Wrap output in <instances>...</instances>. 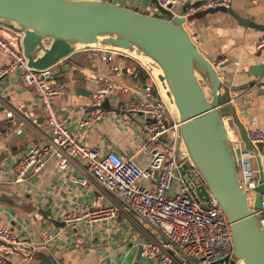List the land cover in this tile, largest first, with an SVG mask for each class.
I'll return each instance as SVG.
<instances>
[{"label": "crops", "instance_id": "crops-1", "mask_svg": "<svg viewBox=\"0 0 264 264\" xmlns=\"http://www.w3.org/2000/svg\"><path fill=\"white\" fill-rule=\"evenodd\" d=\"M194 4L208 0H183ZM231 7L242 17L264 26V0H230ZM186 29L202 54L224 73L223 82L236 88L231 93L237 115L250 130L264 132V78L256 87L248 75L259 63L257 43L264 32L241 27L227 13L218 12L203 18H191ZM5 29V28H4ZM7 30V29H6ZM13 46L20 45V36L10 30ZM5 35V34H4ZM1 37L4 36L1 34ZM7 36V35H5ZM5 62L0 54V66ZM124 77L113 74L110 65L100 62L92 49H83L61 64H68L57 79L63 93L56 96L55 109L76 138L89 148H97L104 155L110 151L130 157L141 144L142 120L125 113V102L140 91L146 73L140 64L128 59ZM98 79L114 81L113 94L108 97L110 110L104 109V118L96 124H84L90 112V102ZM120 99V103L117 102ZM84 107V111L80 107ZM228 126V125H227ZM230 135L238 137L230 125ZM51 131L47 124L40 95L23 86L13 75L0 80V168L10 170L15 158L34 147L49 144ZM264 172V155L260 154ZM257 171L258 162L250 154ZM140 167H147L149 156L136 157ZM69 174L85 184L71 181ZM8 178L11 180V174ZM18 197L17 207L0 203V229L9 231L17 244L0 240V254L9 264H40L47 257L53 264H134L138 245L154 236L142 222L121 216L110 218H75L66 221L82 208L96 210L112 203L102 188L86 176L82 160L71 157L65 169L52 160L37 175L23 184L0 185V195ZM44 233L49 235L46 240ZM139 264H154L143 259Z\"/></svg>", "mask_w": 264, "mask_h": 264}, {"label": "water", "instance_id": "water-1", "mask_svg": "<svg viewBox=\"0 0 264 264\" xmlns=\"http://www.w3.org/2000/svg\"><path fill=\"white\" fill-rule=\"evenodd\" d=\"M189 5H182L180 15H175L158 0H0V28L20 36L30 67L52 68L55 76L69 67L62 65L63 61L88 48L122 52L146 68L178 124L174 156L182 163L181 176L203 209L212 197L217 200L230 225L231 264L240 260L264 264V214L260 212L264 172L259 156L264 155V145L249 140V128L240 121L231 98L237 89L222 81L186 29L183 14ZM218 12L229 14L241 27L264 32V26L242 17L231 5L198 12L191 18ZM255 56L259 63L248 72L254 79L250 87L258 86L264 78V46ZM259 94L264 95V87ZM101 107L110 110L108 98ZM227 123L234 126L243 152L254 154L258 162V184L251 200L242 188ZM190 168L200 175L201 185L190 182L186 175ZM31 175L32 169L27 176ZM17 200L14 192L0 195V203L11 207L18 206ZM141 258L139 244L134 264ZM40 264L53 263L43 257Z\"/></svg>", "mask_w": 264, "mask_h": 264}, {"label": "built area", "instance_id": "built-area-1", "mask_svg": "<svg viewBox=\"0 0 264 264\" xmlns=\"http://www.w3.org/2000/svg\"><path fill=\"white\" fill-rule=\"evenodd\" d=\"M158 2L175 15H180L179 10L185 4L183 0ZM230 5V0L198 2L187 6L183 16L188 21L195 13ZM169 6L171 7L168 8ZM263 46L262 38L257 43V48ZM92 52L100 62L110 65L113 74L124 77L127 61L132 58L108 49H92ZM0 54L5 60L0 66V80L14 75L23 86L35 90L40 95L41 106L51 131L49 144L21 153L15 158L10 170L0 168V185L23 184L42 172L52 160H57L59 168L65 169L68 158L76 157L83 161L87 178L102 188L111 197L112 203L96 210L82 208L73 216H66V221L79 217L133 218L154 232L153 237L142 243L143 259L154 264H231L233 243L230 225L217 200L212 197L207 202L208 208L203 209L181 176L182 163L177 162L174 156L178 124L172 120L158 85L146 68L140 64L146 73L142 89L125 102V113L142 120L139 149L125 158L115 151L102 155L97 148L86 147L58 116L54 99L63 93V88L52 68L30 67L22 51H18L1 37ZM222 63L215 66L216 70ZM217 72L223 79L224 73L219 70ZM96 84L90 112L84 124H96L103 120L104 109L101 103L104 98L113 94L114 81L98 79ZM117 102L120 103V99ZM80 110L84 111V107L81 106ZM227 131L235 146L242 188L251 200L253 189L258 184L257 171L250 154L243 152L242 142L238 137L232 138L230 129ZM163 136L165 140H162ZM247 136L254 145H264V132L261 130L249 129ZM142 154L149 156V163L145 168L140 167L135 160ZM31 169L32 175L28 177ZM9 174L11 180L8 178ZM186 175L194 185L203 183L200 175L192 168L186 171ZM68 178L85 184L84 180L71 174ZM260 212L264 214V194L261 197ZM44 237L49 239L47 233H44ZM0 240L17 244L16 237L6 230L0 229ZM0 264H9L1 254ZM235 264L240 262L236 261Z\"/></svg>", "mask_w": 264, "mask_h": 264}, {"label": "rangeland", "instance_id": "rangeland-1", "mask_svg": "<svg viewBox=\"0 0 264 264\" xmlns=\"http://www.w3.org/2000/svg\"><path fill=\"white\" fill-rule=\"evenodd\" d=\"M1 34L4 36V38L1 37V36H0V37H1L2 39H4L8 44H10L11 46H13L12 41H10L11 38H12V35L10 34V32H9L8 30L4 29V28H0V35H1ZM4 34L7 35V36H5ZM6 37L9 38L10 40H9V39L6 40ZM13 47H14L15 49H17L18 51H22L20 45H18V44H17V45L15 44ZM142 86H143V84H142ZM142 86H141L140 89H142ZM114 91H115V88H114ZM169 113H170V111H169ZM170 116H171V113H170ZM171 117H172V116H171ZM227 125H228L227 128L230 129V128H231V127H230V124L227 123Z\"/></svg>", "mask_w": 264, "mask_h": 264}, {"label": "bare ground", "instance_id": "bare-ground-1", "mask_svg": "<svg viewBox=\"0 0 264 264\" xmlns=\"http://www.w3.org/2000/svg\"><path fill=\"white\" fill-rule=\"evenodd\" d=\"M232 138H233V137H232ZM239 262H240V264H243V262H242L241 260H240Z\"/></svg>", "mask_w": 264, "mask_h": 264}]
</instances>
